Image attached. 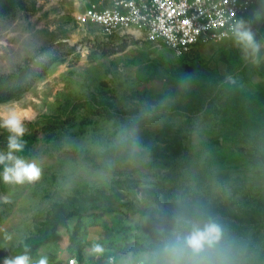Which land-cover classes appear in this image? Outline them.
I'll return each instance as SVG.
<instances>
[{"label": "rangeland", "instance_id": "obj_1", "mask_svg": "<svg viewBox=\"0 0 264 264\" xmlns=\"http://www.w3.org/2000/svg\"><path fill=\"white\" fill-rule=\"evenodd\" d=\"M86 1L0 15V73L41 47L57 57L0 104L31 113L20 155L41 169L34 183L0 180V264L54 225L32 264H264V2L239 23L261 45L253 57L234 36L183 55L138 32L105 38L76 21ZM209 224L219 240L193 252L184 238ZM96 242L102 257L87 255Z\"/></svg>", "mask_w": 264, "mask_h": 264}, {"label": "built area", "instance_id": "obj_2", "mask_svg": "<svg viewBox=\"0 0 264 264\" xmlns=\"http://www.w3.org/2000/svg\"><path fill=\"white\" fill-rule=\"evenodd\" d=\"M264 0H88L75 19L90 24L105 38L138 32L158 40L177 55L191 52L205 41L233 37L241 19ZM108 258V261H111ZM64 264L85 262L69 255ZM106 264H109L107 262ZM139 264V263H135Z\"/></svg>", "mask_w": 264, "mask_h": 264}, {"label": "clouds", "instance_id": "obj_3", "mask_svg": "<svg viewBox=\"0 0 264 264\" xmlns=\"http://www.w3.org/2000/svg\"><path fill=\"white\" fill-rule=\"evenodd\" d=\"M234 39L245 53L255 57L261 45L255 40L254 33L246 28L243 23L234 30ZM32 119L31 113L18 105H6L0 107V130L7 133L6 149L0 150V180L6 184L34 183L40 179L41 169L33 161L23 155L27 141L24 137L27 133L26 122ZM220 238V229L215 224L206 225L203 229L194 226L192 232L184 238V243L193 251L200 252L205 246L211 247ZM105 248L96 242L90 245L87 255L102 257ZM3 264H32L27 249L15 256L4 259ZM36 264H49L46 256L40 257ZM109 264H112L110 261Z\"/></svg>", "mask_w": 264, "mask_h": 264}, {"label": "trees", "instance_id": "obj_4", "mask_svg": "<svg viewBox=\"0 0 264 264\" xmlns=\"http://www.w3.org/2000/svg\"><path fill=\"white\" fill-rule=\"evenodd\" d=\"M25 8L24 0H0V15L14 13ZM66 45V44H61ZM47 48H39L31 57L25 59L23 63L14 70L0 73V104L10 101L27 92L35 82L40 79L46 71L57 61V57H42ZM55 230V225L50 233L40 242L26 247L22 253L30 247L47 243Z\"/></svg>", "mask_w": 264, "mask_h": 264}, {"label": "water", "instance_id": "obj_5", "mask_svg": "<svg viewBox=\"0 0 264 264\" xmlns=\"http://www.w3.org/2000/svg\"><path fill=\"white\" fill-rule=\"evenodd\" d=\"M67 43H68L69 45H72V42H71L70 40H67Z\"/></svg>", "mask_w": 264, "mask_h": 264}]
</instances>
